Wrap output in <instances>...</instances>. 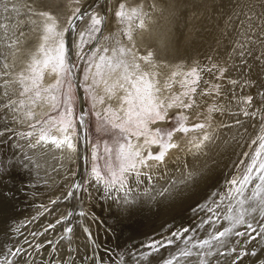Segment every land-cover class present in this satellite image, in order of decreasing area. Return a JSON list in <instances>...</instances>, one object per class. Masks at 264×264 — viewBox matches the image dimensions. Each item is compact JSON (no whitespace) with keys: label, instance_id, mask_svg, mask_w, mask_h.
I'll return each mask as SVG.
<instances>
[{"label":"snow or ice","instance_id":"obj_1","mask_svg":"<svg viewBox=\"0 0 264 264\" xmlns=\"http://www.w3.org/2000/svg\"><path fill=\"white\" fill-rule=\"evenodd\" d=\"M73 2L80 5L81 0ZM99 4L100 0H93L83 10L73 7L63 21L51 11L29 6L28 18L21 23L13 22L16 6L9 8L4 3L7 15L0 19V44L10 50L13 62H2L7 57L0 52V112L11 113L12 123L26 125L31 131L5 126L0 137L12 132L20 140H27L29 148L51 145L70 153L78 151L83 139L90 149V172L86 184L71 185L65 198L81 190L91 197L95 191L112 201L117 217L124 218L151 207L157 197L168 199L210 181L214 172L211 167L188 171L156 196L151 189L141 187L145 182L153 184V170L164 164L172 150L208 155L206 150L218 139V127L234 128L224 144L249 150L239 154L243 159L234 163L231 177L221 191L213 192L208 201L192 209L194 215L204 214L194 228L183 227L150 241L144 245L150 250L145 258L176 241L183 247L178 245L179 250L164 264H192L193 258L195 264H211L213 257L229 252L255 256L254 251L228 249V244L236 242L233 238L264 239V7L257 13L253 0H234L232 4L224 34L231 45L230 58L238 57L245 72L241 73L243 78H231L226 76L228 69L216 63L206 67L199 63L162 65L153 51H142L135 36L147 32L156 22L153 13L163 14L155 3L120 0L114 11H98ZM108 12L114 27L105 34ZM25 27L36 34V42L23 50L25 59L16 70L15 58ZM250 58L255 64L249 63ZM162 67L169 71L162 74ZM253 68L260 72L257 92L237 95L236 88L243 92L257 85L246 75ZM205 72L216 82L204 80L205 87L201 88ZM225 79L230 86L227 94L221 91L220 81ZM77 88L83 89L89 103V111L79 115L75 112ZM220 99L234 104L235 109L220 103ZM216 115H229L233 121L214 127ZM88 117L94 118V124L90 125ZM90 128L95 141L88 139ZM253 214L259 217L257 223L249 220L255 219ZM79 215L86 213L80 211ZM221 222L226 226L221 228ZM201 229L206 236L195 238ZM64 231L72 233L71 228ZM25 244L27 248L13 245L7 249L0 264H28V248L39 252L43 246V242L33 245L26 238Z\"/></svg>","mask_w":264,"mask_h":264},{"label":"rangeland","instance_id":"obj_2","mask_svg":"<svg viewBox=\"0 0 264 264\" xmlns=\"http://www.w3.org/2000/svg\"><path fill=\"white\" fill-rule=\"evenodd\" d=\"M44 1L45 0H37V2H34V0H0V4L19 3L21 4V10L22 11L24 10L26 12L29 6L33 8H36V7L41 8L42 3L44 4ZM128 1L129 0H127V2ZM51 2L54 5V0H51ZM81 2H80V5H77V6L81 7V10H83L84 0H82ZM119 2L120 0H106L104 10L108 11V9H111L112 11H114ZM145 3L146 5L155 3L158 9L170 11V13L168 12L167 17H168V20L171 26H170V29L168 30V37H167L165 47L153 48L152 46L145 44L142 41V39L136 42L137 45L141 47L142 51L143 50L153 51L156 54V59L162 65L168 64L169 66H174L176 64L191 65L194 63H199L202 67H206L212 63H216L220 65L221 67H224L227 69L229 68V65L231 63L232 65L233 64H235L236 66L238 65V63H234L231 60L232 57L230 58L231 46L228 43V40L225 38V34H224L225 33V22L228 17V14L231 11L232 4L234 2L229 3L228 5L225 6L223 10L219 9L220 11H217V12L215 11L213 12V10L210 7H208L206 4L204 5L203 1L200 2V0H153V1L145 0ZM254 3L257 5L255 8V11L259 13L263 7V5H261V0H254ZM108 16H109V21L112 23L111 12H108ZM78 23L82 24L83 22H78ZM111 27L113 28L114 25H111ZM237 70L239 69H235L233 71L232 76H230L231 78H238ZM160 71L163 74V73H167L169 69L162 67ZM229 75H230L229 72H227L226 76H229ZM204 80L216 82L212 74L205 72L203 74V80L200 86L201 88L205 87L203 83ZM220 83L222 85V88H221L222 93L227 94L230 88V86L227 83V80L226 79L222 80L220 81ZM238 90L239 88L235 90L238 93L237 95L249 94V93H239ZM81 91L83 94L82 99L84 100L83 102L84 113H87L89 111V103L85 99L86 94L83 92L82 88H81ZM79 99L80 97L76 90L75 112L78 115L81 114L80 113L81 101ZM205 99H215V98H205ZM219 102L227 105L228 107L233 108V110L235 109L234 104L228 105L227 101L224 99H220ZM111 103L115 105L116 101L113 100L111 101ZM201 110H203V103H202ZM224 116L226 115L214 116L212 120L213 126L218 127V123L221 124V122H224L226 119ZM88 120H89L90 125L94 124V118L88 117ZM4 125L8 126L14 131L15 130L31 131V129H28L26 127V125L12 123V118L11 119L8 118V120L5 121ZM3 128H0V130H2ZM88 139L93 140V141L97 139L95 134L92 132L91 128H90V135ZM182 142L183 141H180L181 148L184 147V143ZM28 143L29 142L27 140H20L12 132H6L4 137H0V150H5L6 152H8L10 149V154L16 155V158H17L18 155H23L24 151L22 150V148L23 147L26 148ZM18 145H22L23 147L22 148L18 147ZM78 147H79L78 151L75 153H72V156H73L72 163L74 164V166H73V170L71 174H72V177L75 176V178H76V175L79 176L80 174L82 177L80 176V178H78L80 179L79 183L82 185H85L86 178L88 177L89 172H90V162H91L90 154H89L90 149L87 144L86 151L84 155L82 156L84 158L82 159V157L78 155L79 149H80V142L78 143ZM36 151L38 154H40L39 150H36ZM153 151L155 152L156 149L154 148ZM187 154L188 153L184 151L181 152L178 150H172V158H173L172 162L174 163V161L183 159V157H185ZM42 155L45 157L44 154ZM11 160L12 159L10 158L9 161ZM56 162L58 163L61 169L62 168L61 164L58 161ZM0 163H1L0 167L6 169L5 171L1 172L2 176L8 169H12L11 167L14 165L13 163L8 162L5 164L4 167H2L1 160H0ZM81 163L85 164L83 165L84 170H85V171L83 170V172L81 168ZM150 163H154V162H150ZM6 165H9V166H6ZM63 170L65 171V169ZM174 171L178 172L179 169H174L173 172ZM46 180L51 181V179H46ZM81 180H82V183H81ZM40 184H44V183L41 182ZM38 191L39 189L36 191V193H38V195H40L41 197H38L36 199L37 201L35 200L33 203H30L32 205L24 206V205H18L17 203L16 204L14 203L16 205L17 211L14 210L12 214L13 215L19 214L18 215L19 217H15V216L12 218L11 216L9 217L12 220L10 230L13 231V235H16L11 239L10 243L8 244L9 248H12L13 245H16V243L14 242H17V241H19V244L16 246L24 245L27 248V244H25V238L28 241H31L33 245L43 242V246L41 247L39 252H33L31 248H28V252L30 253V255L25 257V259L28 261V264H121V263L122 264H164V261L166 259L171 258L175 254V250L173 249V247L177 243H179V241H176L171 246L160 249L159 252L153 253L151 256H148L147 258H145L146 254L150 250L144 247V245H146V243H149L152 240L160 239L163 236L168 235L171 231L180 230L183 227L194 228L192 227L193 224H197L199 222V221L197 222L192 221L189 223L178 222L180 224L177 223L176 227L172 228V230H169V228L171 227L170 224L168 225L169 220L168 221L159 220L161 222L155 221L153 225L150 226V229L149 230L147 229L148 231L146 230V232H143L145 230H142V229L137 231V234H139L140 232L141 235L142 234H145L148 236L150 235L152 238H150L149 236V240H147L146 243L142 242L143 247L141 245L140 247L139 245L133 246L132 243H130V238H132V235L128 232L130 235L127 234L126 236L119 237V235L113 231L108 221L105 220L104 212L100 210L98 203L97 202L95 203V201L90 200L88 197L86 199L85 193L87 194V192H84L82 190H81L82 192L79 191L81 195L77 198L75 202H73L72 200L73 198H68V199L65 198V194H64L65 191H63L62 193L61 192L58 193V191H56L57 193L49 192V191L47 192L44 191L46 192L44 193V192H40V191L38 192ZM53 200H56L57 203L53 204L52 203ZM22 209H27V211L29 212V213L28 212L25 213L22 219L23 221L25 220L23 224L21 223V218H20V213H19V211ZM80 211H84L86 215L80 216L79 215ZM99 211L101 212L99 213ZM183 212L184 211L182 212L180 211V213L177 214L178 216L175 219H178V218L180 219L181 217H183L179 215V214L182 215ZM58 220L61 222L57 223ZM162 224L163 226H160ZM166 224L168 228L165 226ZM49 225H55V227L49 228ZM146 226L148 227L149 225H146ZM159 227H161V229ZM66 228H71L72 233L71 234L66 233L64 231V229ZM140 228L142 227H138V229ZM156 228H159V229H156ZM85 229H87L88 231L85 232ZM33 233H38V235L33 236ZM89 233L91 234V237H89ZM105 233L107 234L108 238L106 237ZM113 234H115V236ZM189 234H192V233H188V235ZM61 237H64V239H61ZM118 237L120 240L118 239ZM123 237H126L125 240ZM121 239H123V241H126V242H123ZM100 240H101V243H100ZM48 241H51L52 243L49 244L47 243ZM117 241H122L123 243L117 242ZM126 249L127 251H125ZM181 264H186V262L181 261ZM192 264H195L194 259L192 261Z\"/></svg>","mask_w":264,"mask_h":264},{"label":"bare ground","instance_id":"obj_3","mask_svg":"<svg viewBox=\"0 0 264 264\" xmlns=\"http://www.w3.org/2000/svg\"><path fill=\"white\" fill-rule=\"evenodd\" d=\"M150 1H153V0H150ZM201 1H203L204 5L206 4L208 7H210L213 10V12L220 11L219 9L223 10L226 5H228L231 2H234V0H200V2ZM92 2L93 0H84V3H83L84 7L88 3H92ZM105 3H106V0L105 1L100 0V4L97 10L99 11L101 8L104 9ZM128 3L134 4L135 0H129ZM3 5L4 4H0V19H2L3 16L7 15V13H4L3 11ZM13 5H15L17 8V11L12 13V16L14 17L13 22L19 21L22 23L23 21H26L28 18L26 15L28 9L26 10V12L24 10L22 11L21 4L19 3H16V4L10 3L8 4V7L11 8ZM76 6L77 5L73 3V0H54V5L51 2V0H45L44 4L42 3L41 8L44 10L53 12L54 14L58 15L63 21L70 14L71 9ZM168 12L170 13V11L163 10L162 15L160 12L153 13V19L156 22L150 26L147 32H142V33L137 32L138 35L136 34V37H135L136 42L142 39V41L145 44H148L152 46L153 48L165 47L167 37H168V30L170 29V26H171L168 20V17H167ZM111 25H113V23L109 21V28L105 29V34H107L110 28H112ZM24 32H25V35L21 37L20 49L17 50L18 55L15 58L16 70H19V68L22 66L23 60L25 59L23 50L31 45H34L36 42L35 33L30 31L27 27L24 28ZM0 52H2L5 57H7V59L2 62L4 63L13 62V57L11 55L10 50H8L2 44H0ZM231 60L234 63H238L237 65L238 67H234L233 65L235 64L232 65L231 63L228 68V72L230 74L229 76H232V73L235 69H239L237 70L238 78H243L241 76V73L245 72V69L242 66H239V58L232 57ZM249 63L255 64V61L251 60L250 58ZM246 75H250L253 81L257 82V85L252 88L244 89L243 92H241V90L239 89L238 92L239 93H251L255 95V93L258 90L259 83L261 82L259 68H253L251 72H247ZM78 92H79V97L83 98L81 88H78ZM80 111H81V114L84 113L82 111V104L80 105ZM0 117H2L0 118V122H1L0 128H3L6 126L4 125L5 121L8 120V118L10 119L12 118V114L0 112ZM224 117L226 119L224 122H221V124L222 123H228V124L232 123L233 118L231 116L226 115ZM240 119L242 121H245V118L242 116L240 117ZM245 123H248V121H245ZM221 124L218 123V126ZM234 132H235L234 128L229 129V128H224V127H218V131H217L218 139L215 145H210L208 149L206 150L208 155L193 156V155L187 154L185 157H183V159L174 161L173 163L172 162V159H173L172 151H171L168 154V156H166L164 164L160 165L159 167L153 170L154 171L153 184H147V182H145V185H141L142 188L147 187L151 189L152 195L156 196V194L161 190V188L170 186L173 181L179 180L181 176L185 175L188 171L200 170V169H205L209 167L213 168L214 169L213 178L206 183L201 182L195 187L194 190L183 191L181 193L174 194L172 197L168 199L157 197V201H154L151 207H144L143 209L133 212L130 216H127L124 218H118L116 215V208L114 205H112V201L100 195L99 193L93 191V194L91 197H89L88 193L87 194L85 193L86 199L88 197L90 200H93L95 201V203L96 202L98 203L100 210L104 212L105 220L108 221L113 231L116 234H118L119 237L126 236L127 234L130 233L132 235V238H130V243H132L133 246L139 245L140 247V245L142 246L143 244L142 242L146 243L147 240H149L150 235L149 236L145 234L141 235L140 232L139 234H137V231L142 229V230H145L143 232H146V230L147 229L149 230L150 226L153 225L155 221L158 222L159 220L161 221L169 220L168 225L169 224L171 225L169 230H172V228L176 227L178 222H186V223H189L192 221L197 222L200 220L201 216H203L204 214L200 213L199 215H194L192 209L197 207L199 204L208 201L213 192L222 190L225 184V181L231 177L234 171V163L238 162L240 158L243 159V157H241V155L239 154L249 150L247 147L235 148L234 146H229V145L224 144V141L229 139L234 134ZM79 142H80V149H79L78 155L82 157L86 151L87 143H85L83 139H81ZM22 150L24 151L23 155H18L17 158H16V155L10 154V149L8 152H6L5 150H0V160L2 161V167H4L5 164L8 162H11L14 164L11 167L12 169H8L4 173L3 176L1 175V172L5 171L6 169L0 167V259L1 260H3L5 256L7 255V249H9L8 244L10 243L11 239L14 236H16V235H13V231L10 230L12 220L9 218L10 216L11 218L14 216L19 217L18 216L19 214L18 215L12 214L14 210H16V205H15L16 203L18 205H24V206L32 205L30 203H33L38 197H41L40 195H38V193H36L38 189L40 192L58 191V193L60 192L62 193L63 191H65L64 192L65 194L71 185L80 184L79 183L80 179L78 178H80L81 175L78 173L79 171L77 172L79 176L76 175V178L75 176L72 177V174H71L73 170V166H74V164L72 163L73 162L72 153L67 152V151L57 150L51 145H48L46 147L37 146L34 149L29 148V147H26V148L23 147ZM36 150H39L40 154H38ZM42 154H44L45 157ZM10 158L12 159L11 161H9ZM83 158L84 157H82V159ZM56 161H58L61 164L62 166L61 169ZM83 165L85 164L81 163L82 172L84 170ZM0 166H1V163H0ZM6 166H9V165H6ZM63 169H65V171ZM174 169H179V171L173 172ZM46 179H51V181L50 180L47 181ZM41 182H43L44 184H40ZM81 183H82V180H81ZM80 195L81 193H79V191L76 192L74 196L72 197L73 202H75ZM101 211H99V213ZM180 211L185 212V213L183 212L182 215L179 214L180 216H183V217H181L180 219L179 218L175 219L178 216L177 214L180 213ZM26 212H28L27 209H22L19 211L22 224L25 221V220L23 221L22 219ZM253 215L255 216V219H253V217H249V220L253 223H257L259 220V217L257 214H253ZM163 224L160 226H163ZM146 225H149V226L147 227ZM195 225L196 224H193L192 227H195ZM165 226L167 227V224ZM224 226H226V224L224 222H221L220 227L223 228ZM138 227H142V228L138 229ZM207 227L208 226L205 225V229ZM159 228L161 229V227ZM159 228H156V229H159ZM240 230H244V229H240ZM113 235L115 236V234ZM205 236H206V231L203 229L197 231V233L195 234V238L197 239L201 237H205ZM106 237H107V234H106ZM123 238L125 240L126 237H123ZM150 238L152 237L150 236ZM233 239H235L236 242L233 243L230 241L228 244V249L235 248L237 252L247 251L249 253L254 251L256 255L252 256L249 254V255H244V256H237L236 253L229 252L227 256L213 257L211 260V264H233L234 260H235V264H264V239L257 238L256 240H249L247 237L233 238ZM121 240L123 241V239ZM122 241H117V242H121V243L126 242V241H123V242ZM100 243H101V240H100ZM178 245L179 247H183V245L180 244V242L177 243L173 247V249L175 250V253L179 250V248L177 247ZM228 249H225V251H228ZM125 251H127V249Z\"/></svg>","mask_w":264,"mask_h":264},{"label":"water","instance_id":"obj_4","mask_svg":"<svg viewBox=\"0 0 264 264\" xmlns=\"http://www.w3.org/2000/svg\"><path fill=\"white\" fill-rule=\"evenodd\" d=\"M77 90V92H78V88L76 89ZM78 95H79V92H78ZM81 99H79V100H81V102L82 103H80V105L82 104V111L84 112V109H83V99H82V97H80ZM80 113H81V111H80Z\"/></svg>","mask_w":264,"mask_h":264}]
</instances>
